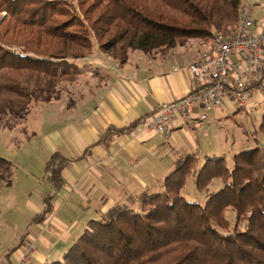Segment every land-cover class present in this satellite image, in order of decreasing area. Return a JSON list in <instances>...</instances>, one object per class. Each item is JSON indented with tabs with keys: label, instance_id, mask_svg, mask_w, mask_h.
I'll use <instances>...</instances> for the list:
<instances>
[{
	"label": "trees",
	"instance_id": "obj_1",
	"mask_svg": "<svg viewBox=\"0 0 264 264\" xmlns=\"http://www.w3.org/2000/svg\"><path fill=\"white\" fill-rule=\"evenodd\" d=\"M241 0H0V114L25 119L34 102H49L72 82L77 60L99 51L118 63L129 51L151 55L237 25ZM108 128L101 141L119 132ZM252 146L224 156H180L159 191H144L90 219L59 260L43 264H264V111ZM66 160L54 153L45 170L56 187ZM12 162L0 156V187ZM207 192L203 202L182 194ZM45 208L33 221L51 211ZM234 211V221L226 211ZM14 248L0 250V264Z\"/></svg>",
	"mask_w": 264,
	"mask_h": 264
},
{
	"label": "crops",
	"instance_id": "obj_2",
	"mask_svg": "<svg viewBox=\"0 0 264 264\" xmlns=\"http://www.w3.org/2000/svg\"><path fill=\"white\" fill-rule=\"evenodd\" d=\"M255 3L253 30H258L264 24V0ZM196 42L190 43L188 55L178 54V45L151 55L135 50L128 52L124 63L96 50L75 61L79 73L57 99L36 102L32 118L37 131L44 124L37 112L50 113L43 135L31 142V148L41 154L42 168L37 175L32 170L30 175L17 172L9 186L0 187L9 198L19 187H26L27 176L33 184L27 194L31 198L24 201L28 214L24 220L18 219L19 241L8 248L14 249L1 264L59 260L90 219L100 218L113 205L126 203L144 191H159L177 159L200 148L201 140L195 133L205 121L195 129L176 127L168 137L139 125L160 104L189 91L187 66L208 47L202 49ZM261 94L253 93L248 103L264 102ZM234 105L226 96L223 104L211 111L220 117ZM198 111V106L191 109V113ZM108 128L120 131L101 141ZM54 153L66 160L59 187L45 170ZM45 195L51 211L43 220L33 221L45 208Z\"/></svg>",
	"mask_w": 264,
	"mask_h": 264
},
{
	"label": "built area",
	"instance_id": "obj_3",
	"mask_svg": "<svg viewBox=\"0 0 264 264\" xmlns=\"http://www.w3.org/2000/svg\"><path fill=\"white\" fill-rule=\"evenodd\" d=\"M255 1L241 0L236 27L229 34L215 32L210 45L188 64L189 91L160 104L140 121L141 129L168 137L179 126L199 127L226 96L243 109L253 93H264V24L253 30ZM197 106L200 111L191 113Z\"/></svg>",
	"mask_w": 264,
	"mask_h": 264
},
{
	"label": "rangeland",
	"instance_id": "obj_4",
	"mask_svg": "<svg viewBox=\"0 0 264 264\" xmlns=\"http://www.w3.org/2000/svg\"><path fill=\"white\" fill-rule=\"evenodd\" d=\"M73 1L75 2V0ZM196 41L191 40L185 46H178V54H190V43ZM197 43L202 49L207 46L201 42L199 43V41L196 42V45ZM68 84L69 82L61 83V93L68 88ZM261 97L264 98V94H261ZM35 109L36 102L31 104L30 111L25 119L16 121L13 118H7L0 114V156L12 162V177L17 172H23L24 175L28 173L30 175L29 170H32L37 175L42 168L41 154L39 151L35 152L31 148V142L38 140L43 135V131H45L43 127L49 124L45 119H48L47 117L50 113L47 110L46 112H37L38 116L44 120V124H41L42 126L37 131L36 123L32 118ZM236 111L237 106L234 105L233 110H228L226 113L221 114L223 116L217 117L219 115L212 114L210 110L208 112L209 117L205 120L204 124L196 129L195 135L200 138L201 143L200 148L194 152L201 161L206 156L214 155L224 156L229 161L232 154L252 146L253 139L250 133L253 127L259 124L261 113L264 111V102L253 105L248 103L247 108L240 109L239 112ZM260 139L264 142V136ZM27 177L30 178V176ZM27 177L25 179L26 187L18 186L19 189L12 196H9V198L5 194V191H0V243H2L0 250L2 253L18 243L21 229V224L18 219L24 220L26 214H28L24 207V201L31 198V195L27 194L32 189L31 186L33 184ZM13 180H15V177ZM221 186L222 182L220 180H214L208 186L207 192H199L193 188L190 177L182 189V194L189 201L203 202L208 192L215 191L217 187ZM226 217L231 222L234 221V211L231 208L227 209Z\"/></svg>",
	"mask_w": 264,
	"mask_h": 264
}]
</instances>
